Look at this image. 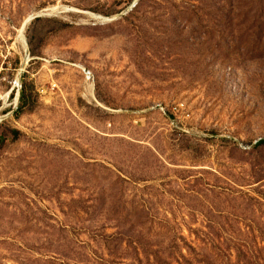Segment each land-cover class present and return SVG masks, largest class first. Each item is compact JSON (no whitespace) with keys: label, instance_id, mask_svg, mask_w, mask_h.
Wrapping results in <instances>:
<instances>
[{"label":"rangeland","instance_id":"1","mask_svg":"<svg viewBox=\"0 0 264 264\" xmlns=\"http://www.w3.org/2000/svg\"><path fill=\"white\" fill-rule=\"evenodd\" d=\"M263 3L0 0V264H264Z\"/></svg>","mask_w":264,"mask_h":264},{"label":"trees","instance_id":"2","mask_svg":"<svg viewBox=\"0 0 264 264\" xmlns=\"http://www.w3.org/2000/svg\"><path fill=\"white\" fill-rule=\"evenodd\" d=\"M231 1H229V4L232 5V3H230ZM118 12V11H115ZM249 12H264V3L262 4L260 10L258 11L255 7H251ZM112 13H110L109 15H111ZM230 15H233V12H230ZM232 24H234L235 22H231ZM237 25H240V23H237ZM236 25V26H237ZM259 34L262 33L259 32ZM262 38V37H261ZM262 41V40H261ZM33 55H35L34 52H32ZM37 94L34 92L33 87H28V84L24 83L22 90H21V94H20V103L19 106L17 108V110L15 111L17 115L24 113L26 111H30L34 108L35 105V99H36ZM12 134H13V138L17 139L20 135V131L17 129L12 130ZM1 141H3V138H1ZM262 144H264V140L261 139L260 141H258L255 144V147H259ZM149 149V148H148ZM156 151L160 152L159 148L157 146H155ZM153 154H155V151L152 149H149ZM129 179L133 180V182H137L138 180H146V179H139L138 177H135L134 174L130 173L129 175ZM262 197L264 198V194L262 195Z\"/></svg>","mask_w":264,"mask_h":264},{"label":"built area","instance_id":"3","mask_svg":"<svg viewBox=\"0 0 264 264\" xmlns=\"http://www.w3.org/2000/svg\"><path fill=\"white\" fill-rule=\"evenodd\" d=\"M83 73H84V76L86 78L87 81H90L93 79V74L90 70H87V69H83Z\"/></svg>","mask_w":264,"mask_h":264}]
</instances>
